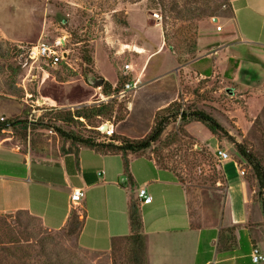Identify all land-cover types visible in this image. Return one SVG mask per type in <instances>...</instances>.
Wrapping results in <instances>:
<instances>
[{
  "label": "rangeland",
  "instance_id": "374dc122",
  "mask_svg": "<svg viewBox=\"0 0 264 264\" xmlns=\"http://www.w3.org/2000/svg\"><path fill=\"white\" fill-rule=\"evenodd\" d=\"M174 8L183 14L191 10L190 19H178ZM200 11L206 16L194 18ZM230 17L229 0H0V116L15 125L12 135L26 149L47 154L66 146L57 128L120 145V139H147L162 120V134L142 154L173 172L201 210L211 207L214 196L223 207L226 181L214 153L227 151L244 170L251 192L249 223L260 230L253 231L254 246L264 254V190L237 152L239 145L264 169V68L248 69L245 51L221 46ZM39 43L66 55L57 65L35 63L27 77L29 64L20 69L27 62L22 48ZM85 52L89 65L82 60ZM250 53L256 55L253 48ZM205 70L211 74L203 75ZM100 78L119 91L125 83L140 82L122 98L112 92L113 98L98 102L100 95L108 96L103 85L91 84ZM101 104L112 111L90 120H59L65 112ZM199 113L220 129L212 132ZM104 125L108 130L100 131ZM95 128L100 134L91 131ZM112 134L114 141L107 138ZM73 211L83 217L79 206ZM67 230L48 232L26 213L0 215V264H138L124 241L107 254L97 253L79 247Z\"/></svg>",
  "mask_w": 264,
  "mask_h": 264
},
{
  "label": "crops",
  "instance_id": "0c3cea01",
  "mask_svg": "<svg viewBox=\"0 0 264 264\" xmlns=\"http://www.w3.org/2000/svg\"><path fill=\"white\" fill-rule=\"evenodd\" d=\"M229 3L231 17L226 22L230 29L221 46L245 51L248 69L264 68V0ZM252 48L256 55L250 53ZM241 67L240 63L237 69ZM11 129L0 131V214L24 211L39 219L45 229L58 232L76 209L70 204V193L82 189L85 197L79 207L85 221L76 242L87 251L107 254L112 238L130 234L129 199L146 186L152 202L141 204L140 209L148 264H253L250 254L258 244L253 231L260 230H253L249 223L250 188L240 175L244 170L232 158L221 163L226 181L223 207L214 196L211 207L201 210L174 173L145 154L127 156L125 181L120 178L124 171L121 155H102L87 147L47 154L43 149H26ZM126 182L135 188L130 191ZM224 229H233L234 238L226 244L228 249L220 251Z\"/></svg>",
  "mask_w": 264,
  "mask_h": 264
},
{
  "label": "trees",
  "instance_id": "16d2710c",
  "mask_svg": "<svg viewBox=\"0 0 264 264\" xmlns=\"http://www.w3.org/2000/svg\"><path fill=\"white\" fill-rule=\"evenodd\" d=\"M171 11L173 13H176L178 19H181V20L190 19L188 18V12L190 13L191 10H188V12L185 14H183L180 10L175 9V8L171 9ZM194 14H195L193 16L194 18H202L206 16L204 14V11H200L198 14L194 12ZM170 49H171V46H170ZM82 60L87 65L91 63V59L86 55V52L83 54ZM177 63L180 64V58L178 57V55H177ZM28 64L29 62L27 61L25 64L20 66V69L22 70V72L25 71V67L27 68ZM210 74H211L210 70H205L203 72V75L205 76H209ZM102 91L105 95H111L112 92H118L119 90L118 88H114V90H112L111 84L108 82H104ZM111 111L112 110L109 105L102 104L97 107L88 108L87 110L78 109L74 112H70V111L65 112L63 116H60L59 120L64 123H72L74 121H78L79 118L90 120L93 118H97V117H101L103 115L109 114ZM197 118L199 121L205 123L206 126L212 132L216 131L217 129H220V126L208 115L199 113L197 114ZM14 126L15 125L11 126L10 122H5L4 120L0 121V131L4 129H8V128H14ZM91 131H96L98 134H100L99 131L96 130V128L95 130H91ZM56 132L61 138L65 139L66 142H69V147L68 148L63 147L61 149V152H66V151H71V150L76 152L79 147H87L102 155H121L123 157V165H124L123 175H125L126 177L127 176L129 177L127 156L129 154L133 156H138L142 154V152H144L150 147V144L152 142L158 140V138L163 132V122L162 120H160L159 122L155 124L154 128L152 129L151 134L149 135L147 139L133 142V141L119 138L121 140L120 145H116L113 143H101V142L96 141L95 138L92 136L84 137L80 134H74L73 132H65L60 128H57ZM113 134L111 136H108V137L104 136V137H107L111 139L112 141H114ZM237 152H238V155L249 164L257 182L259 183V186L261 187L260 189L264 190V169L262 168L261 164L249 152L242 149L239 145L237 146ZM140 205L141 203L139 202L137 196L130 197L129 203L127 206V217H128L130 234L125 237L112 238L110 251L113 250L114 246L116 245L118 241H124L128 244L129 249L134 255V259L138 264H148L147 252H146V237L143 231V222H142ZM262 212L264 215V202H262ZM14 213L28 214L27 212H24V211H17ZM33 218L39 221V219L35 217ZM84 221H85V212H83V217L80 218L76 212L71 210L69 214V218H68V223L65 227V228L68 227V230H67L68 235L75 236L76 238L79 235L83 227ZM47 231L51 232L49 230ZM226 238L227 240L225 242ZM233 238H234L233 229L221 230L219 243H218L219 250L225 251L226 249H228L229 247L226 244L230 243L231 240L233 243Z\"/></svg>",
  "mask_w": 264,
  "mask_h": 264
},
{
  "label": "built area",
  "instance_id": "2783aa9c",
  "mask_svg": "<svg viewBox=\"0 0 264 264\" xmlns=\"http://www.w3.org/2000/svg\"><path fill=\"white\" fill-rule=\"evenodd\" d=\"M153 18L156 21L160 20V17L158 14H153ZM221 29H222L221 26L216 27L217 31H220ZM54 45L56 47L63 48V45L58 43L57 40L54 42ZM22 49L24 50V53L26 55V60L29 62V68H28L27 75H26L27 77L31 75L30 73L32 71V66L35 63H42L43 66H45V67L57 65L62 60H64V56L66 55V53L63 50H60L59 51L60 53H59L58 51H56L52 47H50L46 44H43V43H39V44H35V45L32 44V45H29L26 48H22ZM129 69H130V65L126 64L124 66V72H123L124 76L127 75ZM138 84H139L138 79L133 80V81L128 82V83H125L123 86V89L118 91L116 96L122 98L127 91H131V90L136 89L138 87ZM100 96H101V99L98 102H105V101L109 100L110 98L114 97L113 95L112 96L108 95L106 97L103 95H100ZM2 120H4V118H0V121H2ZM108 128L109 127L107 126L106 131L108 130ZM100 131H102V130H100ZM214 154H215L216 159L220 163H223V162L231 159V156L225 150L219 149ZM101 174H102L101 172L98 173V175H101ZM244 174H245L244 171H240L241 176H244ZM136 196H137V198L141 204H150L152 202V196L148 193L146 186L138 188ZM84 197H85V193L82 189L72 190V192L69 195V201H70L71 206H73V207L79 206L81 204V202L83 201ZM250 257H251V261L253 264H259L261 262H264V254L257 247H253L251 254H250Z\"/></svg>",
  "mask_w": 264,
  "mask_h": 264
},
{
  "label": "water",
  "instance_id": "95a60500",
  "mask_svg": "<svg viewBox=\"0 0 264 264\" xmlns=\"http://www.w3.org/2000/svg\"><path fill=\"white\" fill-rule=\"evenodd\" d=\"M217 19L214 18L213 21H216ZM91 84L94 86V87H101L103 84H104V79L100 78L98 80H91ZM107 129V126L104 125L100 128V130H106Z\"/></svg>",
  "mask_w": 264,
  "mask_h": 264
},
{
  "label": "bare ground",
  "instance_id": "6f19581e",
  "mask_svg": "<svg viewBox=\"0 0 264 264\" xmlns=\"http://www.w3.org/2000/svg\"><path fill=\"white\" fill-rule=\"evenodd\" d=\"M60 43V42H59ZM138 52H142V50H137Z\"/></svg>",
  "mask_w": 264,
  "mask_h": 264
}]
</instances>
